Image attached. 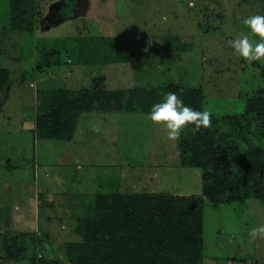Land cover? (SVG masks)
<instances>
[{"label":"rangeland","instance_id":"rangeland-1","mask_svg":"<svg viewBox=\"0 0 264 264\" xmlns=\"http://www.w3.org/2000/svg\"><path fill=\"white\" fill-rule=\"evenodd\" d=\"M189 2L34 0L35 29L23 33L9 30L8 0H0V68L9 83L0 90V251L7 255L0 264L49 256L51 241L41 251L28 239L29 250L21 246L16 256L1 250L5 228H33L36 202L45 195L53 200L51 228L77 242L75 220L92 216L97 193L200 194L199 169L178 164L176 141L166 140L147 115L81 114L70 141L40 139L33 131L41 92L58 88L125 92L174 83L200 89L203 110L214 116L238 114L245 99L264 92V61L249 65L230 46L247 33L244 18L262 15L258 1ZM77 37L108 40L103 54L113 60L83 64L73 49ZM258 225L264 200L215 206L204 200L202 263L264 264V240L248 236Z\"/></svg>","mask_w":264,"mask_h":264},{"label":"trees","instance_id":"trees-1","mask_svg":"<svg viewBox=\"0 0 264 264\" xmlns=\"http://www.w3.org/2000/svg\"><path fill=\"white\" fill-rule=\"evenodd\" d=\"M264 15V0H257ZM34 0H8L12 32L35 29ZM44 24V20L41 21ZM73 49L82 63L113 60L103 52L102 38L77 37ZM185 46L175 50L181 51ZM8 72L0 68V90L8 91ZM175 92L185 105L203 110L198 88L166 84L127 91L55 89L40 94L34 134L40 139L70 141L81 114L118 112L147 115L166 93ZM186 128L176 141L177 161L199 169L196 195L97 193L93 214L77 218V242L56 243L49 256L37 254L29 264H203L202 202L212 206L264 200V92L244 100L236 115H212V127L193 134ZM10 251L16 250L15 245Z\"/></svg>","mask_w":264,"mask_h":264},{"label":"clouds","instance_id":"clouds-1","mask_svg":"<svg viewBox=\"0 0 264 264\" xmlns=\"http://www.w3.org/2000/svg\"><path fill=\"white\" fill-rule=\"evenodd\" d=\"M189 6L195 7V0H190ZM242 26L248 31L241 32L230 42L233 54L243 58L249 65L264 61V15L244 18ZM146 119L164 129L166 140L177 142L189 126H192L193 134L202 128L212 127L210 111L195 110L185 105L183 99L175 92L166 93L161 102L152 105ZM248 236L251 241L264 240V225L254 226Z\"/></svg>","mask_w":264,"mask_h":264},{"label":"crops","instance_id":"crops-1","mask_svg":"<svg viewBox=\"0 0 264 264\" xmlns=\"http://www.w3.org/2000/svg\"><path fill=\"white\" fill-rule=\"evenodd\" d=\"M1 190L2 189L0 188V191ZM4 193H6V192H4ZM48 197H49V195H45L46 201H44V202H42V201L36 202V208H35V212H34V215L36 217V219H35L36 222L33 223V228L31 230H30V227H29V229H28V227L27 228L22 227L21 231H16V230H12V229L10 230V229H6L4 227L7 235H9V236L7 237V240H6V237L2 238L3 241L5 240V242H7V243H3V245L1 246V250L5 249L6 252H8V250L12 249L14 247L13 245H15L16 250L18 251V253L15 254V256H16L19 254V251L23 253L21 246L23 247V250L26 249V251H27L28 247L30 248L28 239H31L32 242L34 241L35 246L39 245V250H41V251H43V248L45 249L47 247L46 245L50 241L53 242V245H55L56 243L65 242L64 238L66 237V235H64V236L59 235L56 233L55 229L51 228L50 222H52V220H54L55 215H54V211H53V206L51 204V202L53 200L48 199ZM48 201H50V202H48ZM62 214L64 215V212ZM39 220H40V222H39ZM39 223H40V225H39ZM2 224H4L3 226H6L7 224H9V221L8 222L2 221ZM16 224H18L19 226L23 225V224L17 223V221H16ZM35 231H37L38 237L31 238L27 235L26 236L24 235V234H28V235L33 234ZM15 232L17 234H15ZM48 237H49V241L47 239ZM24 242H25V245H24ZM38 242H39V244H38ZM48 246L50 247V245H48ZM31 247H33V246H31ZM50 248H49V250H50ZM0 252H1L0 257H2V258H0V261H1L3 259V257H7V255L3 254L2 253L3 251H0ZM4 259H5L4 262L8 261L7 258H4Z\"/></svg>","mask_w":264,"mask_h":264}]
</instances>
